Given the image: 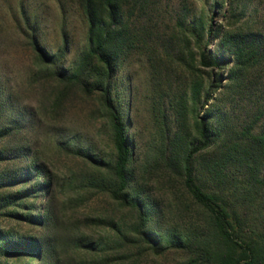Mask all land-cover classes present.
<instances>
[{"label": "trees", "instance_id": "obj_1", "mask_svg": "<svg viewBox=\"0 0 264 264\" xmlns=\"http://www.w3.org/2000/svg\"><path fill=\"white\" fill-rule=\"evenodd\" d=\"M150 1L78 0L86 41L71 64L66 34L51 51L24 19L29 86L43 113L58 120L76 100L94 102L111 151L59 138L56 178L31 150L25 106L0 91V218L38 228L0 225V264H163L172 252L183 254L178 264H264V33L243 20L244 3L230 1L224 23L185 13L164 38L138 22ZM155 38L151 66L166 62L161 72L174 65L183 78L156 88L160 135L141 156L116 83L126 59ZM227 100H248L242 124L222 110ZM165 200L172 226L162 225Z\"/></svg>", "mask_w": 264, "mask_h": 264}, {"label": "rangeland", "instance_id": "obj_2", "mask_svg": "<svg viewBox=\"0 0 264 264\" xmlns=\"http://www.w3.org/2000/svg\"><path fill=\"white\" fill-rule=\"evenodd\" d=\"M215 1H223L224 5L216 8ZM230 1L234 4L239 2L240 5L244 3L246 16L243 20L249 19L253 29L264 33V0H151L146 13L138 22L149 27L154 26L158 30L156 33L160 32L164 38H171L177 32V17L185 13L199 15L202 12L207 19L215 13L212 21L216 24L224 23V14ZM26 17L36 25L41 43L51 51L59 47L63 34H66L70 44L66 59L68 64L74 61L85 45L86 22L78 0H0V91L3 90V99L9 97L25 106L22 110L24 120L32 126L28 135L31 150L45 160L55 177L60 179L65 159L55 148L57 139L68 138L72 142L89 145L103 154L110 153L111 141L107 123L92 101L76 100L69 111L58 120L43 113L39 93L29 86L35 67L25 36ZM154 42L159 45L157 38L155 41L148 40V44L141 51L136 50L126 59L116 83V99L130 119L128 132L136 153L141 156L151 145H157L160 135L158 118L153 110L157 89L159 86L167 88L170 83L174 84L178 75L181 78V72L174 65L168 75L161 72L165 70L163 66L166 62H160V67L156 66L159 71L154 70L150 64L151 56L155 55ZM221 106L222 110L230 112L235 124L240 125L243 123L245 111L249 108V102L227 100ZM59 201L60 198L56 197V208ZM164 203L167 211L161 219L162 225L172 226L178 220L168 208L166 200ZM0 225L4 229L14 227L21 232L38 233L36 227L3 218H0ZM91 230L93 235L103 232L96 228ZM155 259L154 256L148 257V260ZM184 259L182 253L172 252L166 259L161 258L158 261L163 264H178Z\"/></svg>", "mask_w": 264, "mask_h": 264}]
</instances>
